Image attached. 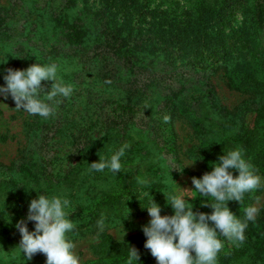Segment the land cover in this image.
I'll return each mask as SVG.
<instances>
[{"label":"rangeland","instance_id":"1","mask_svg":"<svg viewBox=\"0 0 264 264\" xmlns=\"http://www.w3.org/2000/svg\"><path fill=\"white\" fill-rule=\"evenodd\" d=\"M199 1L201 0H138L139 11L134 13L130 9V14L125 13L116 19L106 15L104 9L107 4L104 0H39V3L48 14L71 12L81 24L90 27V23L93 25L96 18H99L97 21L104 18L113 28L119 29L120 34L123 33L124 43L127 44L134 41L137 35V42L146 41V29L149 28L151 16L155 17L153 20H158L159 17L154 12L170 13L173 9L181 11L187 5ZM210 1L214 0H206L207 4ZM145 5L148 7L143 9ZM141 10L153 13L139 15ZM228 19L229 23L226 25L211 27L210 24L201 36L208 34L210 39L217 37L222 42L225 40L223 37L230 38L236 32H242L249 17L238 13ZM193 30L197 32L196 29ZM239 35L240 33L232 42H235L236 47L246 38V35ZM260 35L263 48L259 51L264 52V28ZM204 42L206 39L202 36V43ZM138 44L141 48L136 49V53L125 54L131 56L128 59L130 62L138 60L142 63L139 64L141 68H144L141 71L135 70L134 85L140 87L151 78L153 84L142 89V96L146 98H142L141 102H130L129 112L126 111L119 126L107 128L104 120L107 117L112 120L116 116L114 110L119 109L115 98L121 97L120 89L88 93L92 86L91 79L96 74L109 84L121 74L127 73V70L119 67L129 65L127 60L108 57L103 61L98 56L101 54L99 50L103 48L94 52L95 48L92 46L78 57L62 56L65 57L63 60H57V65L64 74V83L71 84L74 91L70 98L58 97L62 103L57 105L56 113L48 119L17 109L11 96L5 99L0 95V188L6 196L14 194L19 198L22 197V192L67 198L71 201L70 207L66 209L68 218L73 217V222L81 225L88 220L82 219L83 216L96 207L93 206V197L89 196L98 191V185L108 184L117 187V194H128V209L134 210L132 215L129 214V219L134 215L144 214L142 217H134L133 220L127 218L125 221L119 219L105 222L102 232L97 225L80 227L72 242L76 245L75 252L81 264H100L102 253L98 244L104 235H111L119 242L134 240L137 232L144 226L136 225L139 222L148 224L151 219L146 207L151 205L153 199L161 207V215H174V209L168 204L165 193L182 195L186 203L193 206L194 212H204L195 202L197 192L192 184V177H202L208 172L210 162L198 150L210 145L218 136L236 135L242 128L243 119L239 112H235V108L245 97L229 89L225 79V68H231L229 66L234 62L233 58L227 59L228 61L224 58L219 61L210 60L198 67L184 64L176 69L160 54L161 58L157 57L159 60L154 61L148 49L147 52L141 43ZM66 54H72V51L66 48ZM177 55L174 53L171 56ZM185 57V54L181 55L179 61ZM126 80L124 78L123 82ZM45 83L43 81L42 84L45 86ZM3 84L6 85V82ZM148 102L152 109L146 112L145 104ZM57 108H63L65 114L61 115ZM223 110L230 113L226 114ZM166 115L170 117L167 123L164 121ZM252 121L253 115H246L245 126H251ZM198 122L200 125L196 127ZM200 126L204 132L200 131ZM124 145L127 148L121 157L122 169L119 173H113L109 169L103 172L89 171V164L98 162L100 156L110 158ZM42 172L57 176L41 177L39 174ZM256 175L261 177L262 183L253 191L250 205L258 208V217L264 206V176ZM139 180H147L149 186H142ZM91 184H95L92 189H85ZM139 204H142L141 207H138ZM24 213L27 217L28 210ZM128 221L131 223H123ZM254 231L257 234L261 228ZM138 242L137 246L140 248L146 240ZM19 244V240L11 238L6 244L7 247L0 245V249L5 248L0 254L6 255L10 251L18 256V260H27L24 254L18 252L21 251ZM223 245L217 256V264H224L223 254L227 245ZM40 255L44 254L38 253L32 260ZM248 261L245 259L243 262L250 264L251 261ZM154 264H157V260Z\"/></svg>","mask_w":264,"mask_h":264},{"label":"trees","instance_id":"2","mask_svg":"<svg viewBox=\"0 0 264 264\" xmlns=\"http://www.w3.org/2000/svg\"><path fill=\"white\" fill-rule=\"evenodd\" d=\"M137 2L138 0H104V3L107 4L104 11L106 15L116 19L125 13L130 14V9L134 13L139 11ZM40 5L39 0H0V85H4L3 77L9 68L26 69L35 63L41 65L57 64V60L60 58L63 60L65 57H78L92 46L95 48L94 52L103 48L99 50L101 54H98L103 61L108 57L111 59L117 57L129 62L127 66L123 64V66H119L127 70V73L118 76L114 82L107 84L98 74L92 77L90 82L92 85L88 90L90 94L96 90L97 92H103L105 89L112 90L111 88L121 91V97L115 98L119 109L114 110L116 116L112 120H108L107 117L105 122L103 121L105 127L108 128V126L113 125L119 126L129 109L130 102L134 100L141 102L142 98H146V96H142V89L153 84V79L149 76L151 79L144 82L142 86L134 85L136 82L133 79L136 74L135 70L141 71L144 68H141L139 64L142 63H139L138 60L130 62L128 59L131 56H125V54L126 52L136 53V49L141 48L138 43H141L146 51L148 49L154 61L161 58L160 54L176 69L184 64L185 66L188 64L198 67L210 60L219 61L224 58L228 61L227 59L233 58L234 62H231L232 66H229L231 68L229 70L225 68V79L229 89L245 97L240 105L235 108V112H239L240 118L243 119L242 128L236 135L223 134L218 136L210 145L198 150V153L210 162L208 172H211L213 170L212 164L218 162L221 155L240 148L243 150L244 158L253 166L255 174L264 176V52L259 51L263 48L260 33L264 28V0H214L208 4L206 0H201L195 4L187 5L181 11L174 9L170 13L156 11L154 13L159 17L158 20H153L155 17L151 16L149 28L146 29V35L144 34L146 41L137 42V35L134 38L136 41L127 44L124 43L123 33L120 34V30L113 28L109 22L104 21V18L99 21H97L99 18H96L97 20L94 21L93 25L90 23L91 30L89 25L81 24L74 13L55 14V12H51L48 14ZM147 7L148 5H145L143 9ZM147 13L151 15L153 12L141 10L139 15H146ZM238 13L248 15L249 20L242 32H236L230 38L223 37L232 45H229L225 40L220 42L217 37L212 40L208 34L202 35L206 39V42L202 43L201 34L210 24L211 27L212 25H226L229 23L228 18H233ZM193 29H196L197 32ZM239 33V36L246 35V38L242 40L239 47H236L235 42H232ZM66 48L71 50L72 54H66ZM174 53L178 55L171 56ZM183 54L186 57L179 61V57ZM58 77L64 78L59 66ZM124 78H127L125 82H123ZM140 81L142 82V80ZM51 83L46 81L45 87L50 89ZM90 94L88 95L90 96ZM151 101L153 102V100ZM150 102L145 104L147 109L144 106L146 109L144 111L149 112L147 110L152 109ZM57 111L61 115L65 114L63 108L60 110L57 108ZM223 111L226 114L230 113L226 110ZM248 114L253 115V121L251 126L246 127L245 117ZM199 125V122L196 123V127ZM200 131L204 132L201 126ZM158 138L156 135V139ZM231 171L234 176L239 175L238 170ZM28 172L31 173V170ZM39 175L41 177L57 176L54 174L45 175L43 172ZM93 186L95 184L88 185L85 189H90ZM98 186V191L89 196L93 197L95 209L83 216L82 219H88L87 222L76 225L72 232L67 233L69 240L74 241L80 227L96 226L97 221L102 217L105 222H114L119 219L125 221V219L130 218L129 214L134 213L133 209H128L130 204L128 194H117L115 185L102 184ZM23 190L26 191L25 188ZM21 195L22 197L19 198L14 194L6 196L4 190L0 188V245H4L3 247H7L6 244L10 242L11 238L21 241L22 236L16 228V224L21 219L26 220L27 217L24 212L29 209L31 200L38 198L36 194H22L21 192ZM252 199L253 191L244 195L243 204L237 201H229L228 207L236 214L237 218L243 220V209L251 204ZM195 202L204 213L211 214L214 211L210 206V202H213L211 197L200 196L197 192ZM141 205L139 204L138 207ZM143 215L137 214L133 218ZM133 218L129 220H133ZM68 219L73 221V217ZM26 222L29 231H34L35 222L27 220ZM129 222L131 223V221L123 223L129 224ZM142 224L145 225L146 223L139 222L136 226ZM258 228H261V231H258L257 234L254 233V230ZM218 238L227 245L223 254L224 264H246L243 262L245 259L251 261L250 264H264V206L255 221L248 222L245 240L242 243L229 241L219 234ZM146 239L142 229L130 242H119L111 235H104L98 244L102 253L99 259L100 264H127L131 246L136 247L140 253V260L134 261L133 264H154L156 259L151 255L150 250L146 249L144 244L140 245V248L137 246L138 241ZM3 247L0 249V253L5 251L2 250L5 249ZM18 252L23 255L22 250ZM14 256V253L10 251L6 255L0 254V264H46L45 255H40L35 260L25 261L18 260V256Z\"/></svg>","mask_w":264,"mask_h":264},{"label":"clouds","instance_id":"3","mask_svg":"<svg viewBox=\"0 0 264 264\" xmlns=\"http://www.w3.org/2000/svg\"><path fill=\"white\" fill-rule=\"evenodd\" d=\"M3 79L6 85L0 86V95L5 99L11 96L17 109L44 119L55 114L56 106L62 103L58 97L70 98L74 91L71 84H65L58 77L55 63H35L26 69L9 68ZM42 81L52 82L50 89ZM164 121L169 122L170 117L164 116ZM126 148L127 145L120 147L110 158L100 156L98 162L89 164V171L109 169L119 173ZM212 168L202 178L192 177L195 191L200 196L212 198L210 206L214 211L211 214L194 212L184 196L167 193V202L174 209V215H161V207L154 199L146 207L151 219L142 228L147 238L144 247L150 250L157 264H217L218 253L224 246L218 234L233 242L245 240L248 222L255 221L258 208L252 205L245 207L244 219L241 220L230 210L228 202L243 204L244 195L261 186V177L255 174L240 148L221 155ZM231 170H238L239 175L234 176ZM138 182L149 186L147 180ZM70 205L69 199L58 195L40 194L31 200L26 220L35 222V230L29 231L25 219L16 224L22 236L18 247L27 260L41 253L46 256V264H81L75 252L76 245L67 238V233L76 228V224L68 219L66 209ZM105 226L102 217L97 221V227L102 232ZM137 260H140V253L131 246L127 264Z\"/></svg>","mask_w":264,"mask_h":264}]
</instances>
